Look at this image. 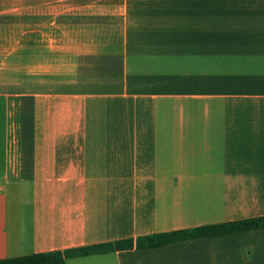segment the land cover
Here are the masks:
<instances>
[{
    "label": "crops",
    "instance_id": "crops-1",
    "mask_svg": "<svg viewBox=\"0 0 264 264\" xmlns=\"http://www.w3.org/2000/svg\"><path fill=\"white\" fill-rule=\"evenodd\" d=\"M264 217V0H0V260ZM66 264H264V228Z\"/></svg>",
    "mask_w": 264,
    "mask_h": 264
},
{
    "label": "trees",
    "instance_id": "trees-1",
    "mask_svg": "<svg viewBox=\"0 0 264 264\" xmlns=\"http://www.w3.org/2000/svg\"><path fill=\"white\" fill-rule=\"evenodd\" d=\"M263 228L264 217H259L238 222L203 226L172 233L149 235L139 237L135 241L132 239L122 240L114 243H101L84 247H76L64 251H51L17 258H8L0 260V264H66V260L69 259L108 254L115 251L132 249L133 247H136L138 249L155 248L188 239L214 237L229 233L257 230Z\"/></svg>",
    "mask_w": 264,
    "mask_h": 264
}]
</instances>
